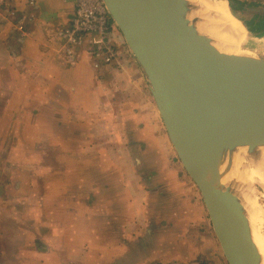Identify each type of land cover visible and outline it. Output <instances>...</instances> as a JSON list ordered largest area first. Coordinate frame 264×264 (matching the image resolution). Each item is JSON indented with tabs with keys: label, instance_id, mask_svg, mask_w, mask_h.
<instances>
[{
	"label": "crops",
	"instance_id": "1",
	"mask_svg": "<svg viewBox=\"0 0 264 264\" xmlns=\"http://www.w3.org/2000/svg\"><path fill=\"white\" fill-rule=\"evenodd\" d=\"M30 1L14 0L19 11L17 21L25 25L28 35L15 31L11 23L0 21V119L9 121V131L12 136H21L26 150L34 144L41 147L43 153H49L51 149L52 160L27 159L24 163L27 165L23 167L35 169L34 175L25 170L21 172L22 181L16 183L18 190H14L15 193L6 191V187L3 191L0 189V195L6 194L18 201L0 211V226L3 225L0 233L7 231L0 237L2 247L4 241L12 239L18 241L15 247L27 246L30 235L35 234L33 238L42 240L49 248L50 253L38 255L46 263L52 256L51 264H109L114 254L108 250L113 249L120 257L126 253L140 255L138 253L147 252L154 264H170L171 256L166 250L178 246V240L173 239L174 232L180 235L186 227L181 216L176 214L177 206L183 197L191 195V201L200 202L203 207L204 204L181 162L172 159L175 150L140 66L118 30L112 32L118 53L110 63L102 64L110 77L102 79L103 70L94 71L87 46L78 51L80 59L72 64L61 31L74 16V0H34L33 4ZM247 2L264 6V0ZM122 96H125L128 110L120 114L111 112L113 119L107 128H115L116 136H124L125 132L131 135L138 130L135 134L139 140L131 146L121 138L122 143L113 151L114 155L118 154L112 160L117 170L128 178L126 183L132 194L127 188L116 192L110 185L118 183V175L108 174L109 168L115 167H106L103 150L99 145H92L94 137L102 132L100 126L106 127L98 122L100 116L93 112L94 109L105 104L103 108L107 112ZM106 112L99 114L106 115ZM136 145L143 146L138 149L139 157L144 153L150 159L143 161V166L135 167L129 157V152L133 153L134 148L137 150ZM158 147L166 155H158L165 158L155 161L152 158ZM95 149L98 157L93 155ZM49 156L47 154V158ZM107 156L109 158V154ZM145 167L154 177L155 184L157 178L165 191L162 194L170 200L175 214L163 216L161 211L148 207V202L145 206L140 177L143 176L140 173L146 177L147 171L141 169ZM173 169L178 179L173 177ZM173 180H180L178 189H173ZM10 182L16 181L0 177L1 185ZM199 220L207 229L201 210L190 222L196 224ZM195 227L201 229L203 226ZM162 228L165 234L156 240L154 235ZM97 233L101 235L97 236ZM99 240L98 244H92ZM87 243L101 255L85 252L83 248ZM212 243L215 244L214 238ZM216 244V252L220 253L217 240ZM182 247L178 246L177 264L184 262ZM19 251L16 260L26 256L22 249Z\"/></svg>",
	"mask_w": 264,
	"mask_h": 264
},
{
	"label": "water",
	"instance_id": "2",
	"mask_svg": "<svg viewBox=\"0 0 264 264\" xmlns=\"http://www.w3.org/2000/svg\"><path fill=\"white\" fill-rule=\"evenodd\" d=\"M140 66L183 168L200 191L228 264H261L244 208L220 183L225 150L264 144V57L229 59L189 23L188 0H104ZM252 25L264 6L234 8ZM259 43V42H258Z\"/></svg>",
	"mask_w": 264,
	"mask_h": 264
},
{
	"label": "rangeland",
	"instance_id": "3",
	"mask_svg": "<svg viewBox=\"0 0 264 264\" xmlns=\"http://www.w3.org/2000/svg\"><path fill=\"white\" fill-rule=\"evenodd\" d=\"M222 1L225 3V5H227V3L229 2L228 0H222ZM233 4L235 5V8L239 9L242 7L244 8V7L251 6V4L254 5L255 3L247 2V0H244V2L240 1V0H235ZM230 11L234 15V12L232 10H230ZM242 16L247 20V15L243 14ZM255 19H257V18H255ZM255 19L252 18L251 23L255 27L256 31L259 34V37L261 38L259 40V48H261V50H264V41H263V39H264V19H261L260 22H257ZM111 21H112V23H114L113 20H111ZM115 27H116V25H115ZM86 42H87V39H86ZM113 45H114V43H113ZM114 47H115V45H114ZM115 49L118 50L116 47H115ZM89 56L91 57V55H89ZM76 58H77V60H75L76 61L75 64L80 59L79 54ZM90 61H91L92 68L94 69V71L102 72V70H103L102 73L105 77L103 76L102 79L108 78L111 76V74H109L107 70H104V68L102 69V64H103L102 57H98V58L96 57L95 59L91 58ZM105 64H107V63H105ZM125 100H126L125 96H122V97H120V99L115 100V103L110 106L111 109L107 110V112H106V109L103 108V106L105 104L99 105L93 111L96 115L100 116V118H99L100 121H98V122L101 123V125L106 126V127L103 129V127H101L99 124L102 132L100 133V135H97L94 137L95 140H92V145L93 146L99 145L100 146L99 149L101 148V150H103L105 163L107 160L106 167H109V166L115 167V169L110 167L109 168L110 171L108 174L118 175V176H116V178L118 179L117 185H114V184H110V185L116 190V192H119V193H120V191H124L123 188L128 189V185L126 183L128 178L125 176V173H122L120 171V169L117 170L116 163L112 162V160L118 154L117 153L116 155H114L113 151L117 150L116 146L118 147V144L120 145V143H122V141L124 143L128 144V146H131V144L134 141L139 140V136L137 134H135L138 130H135L134 134H131V135H129L125 132L124 136H122L119 133H118L119 136H116L117 130L115 128L114 129L107 128V127H109L110 119H113L111 116V112L115 113L118 111L120 114V112H123V110H128V108H126L128 104L125 103ZM15 106H14L13 110H15ZM3 107H4V105H1V108H3ZM101 112H106V115L99 114ZM8 122H9L8 120H1L0 119V177H6V181H7V178L8 179L14 178L16 182H10L7 185H5V184L1 185L0 184V189H2V191H3V189H5V187H6V191L11 192V193H15L14 190H18V185L16 183L22 181L21 172L23 173L24 170L29 171V173L31 175H34V173L36 172V170L33 168L23 167L24 165H27V164H24L28 161L27 159L39 158V159H48L50 161V160H52V150L49 149V153H43L42 151H40L41 147H38L36 144L30 146L29 150H26L27 149V148H25L26 144H23L21 136H18L16 134L14 136H12V132L9 131V129H8ZM151 127L153 128L152 125H151ZM151 131H153V130L151 129ZM121 138H122V141H121ZM139 148H143V146H141V147L137 146L136 151L134 148L135 152L133 151V153L129 152V157L134 162L133 164L135 167H138L139 165L143 166L144 164H142V162L149 159L148 155L144 154V153H141V156L139 157V153H138ZM131 150H132V148H131ZM35 152L37 153V155ZM245 153H247L245 149L240 150V156H241L242 163L247 162V161H251V162L255 163V160L252 157L249 158V156L245 155ZM47 154L50 155L49 158H47ZM107 154H109V158H108ZM93 155H94V157H98V153L96 152V149L93 150ZM158 155H166L162 152L161 147H158L155 150V153H154V156L152 159L155 161H158V160H163L165 158V156L159 157ZM108 159L111 162H109ZM172 159H175V161L179 160L176 152H175V156H173ZM141 169H144L147 171L145 173L146 177L144 176L143 173H140L143 175L140 177L143 181V183H141L143 186V187L141 186L142 187L141 191L146 197L145 206H146V203L148 202L149 203L148 207L151 206L152 210L155 209V210L161 211V214L163 216H165V215L168 216L169 214H172V213L175 214V211H172L175 209L172 208L170 200L168 199V197L165 194H162L165 191L162 188V186L160 184H158L157 178H156V184H155L154 177H151V175L148 174L149 173L148 168L145 167V168H141ZM185 172H183V173H185ZM175 176L177 177V179L179 178L177 176L176 170L173 169V177H175ZM232 179L233 180L231 183H233V184L230 183V185H233L235 187V185L237 183L234 184V181L237 182L238 178H237V176H233ZM12 181H13V179H12ZM146 181H148V183H146ZM179 181L180 180H173V186H174L173 189L174 190L178 189ZM194 185H195V183H194ZM256 187H257V191L259 193L258 194L259 195L258 196L259 201L262 204H264V198L261 194L262 188L257 184H256ZM143 188L145 191H143ZM195 189H196L195 191L201 197L200 191L196 185H195ZM128 190H129V194H132V190L130 187ZM2 191H0V192H2ZM183 199L184 200H181L180 205L177 206V208H179V211L176 214L181 216V220H183V222H184L183 224H185L186 227L184 228V231L182 233H180V235L178 232H174V237H173V239L178 240V246H183L184 248L182 247L181 249L185 250L184 253L181 254L182 256H184V258H183L184 262L181 264H197V263L198 264H228L224 254H223L220 243H219L220 253L216 252L218 249V246L216 244V240L218 241V239L215 235V232H214V229H213V226H212V223H211V220H210V217L208 215V212H207V209L205 207L204 202H203V204H204V207H203L200 202L197 203L195 201L193 202V200L191 201L192 195L189 198H187V196H185V197H183ZM202 201H203V199H202ZM17 202H18L17 200H12L9 197H7L6 194L0 195V211L3 210L5 207H9V206L16 204ZM110 202L112 203V200ZM173 207H174V204H173ZM180 208H181V210H180ZM197 208H199V211H197ZM200 210L203 212L204 218H206V221H207L206 225L208 227L207 229L204 226V223H202L200 220L196 224H193L190 222V220L192 218H196L200 215ZM4 223H5V221H4ZM7 223L10 224L9 222H7ZM167 224H169V223H167ZM2 226L3 225H1L0 227H2ZM195 226H203V227L201 229L200 228L194 229V228H196ZM259 228L261 231L264 232L263 226H259ZM164 230L165 229L162 228L159 231H157L156 234L154 235V238L156 240L161 238V236L165 234ZM209 231H211V232H209ZM6 232H7L6 230H5V232H1L0 237L1 236L4 237V234ZM195 232H196V234H195ZM27 234L28 233H24V235H27ZM115 234L118 235L121 240L124 239L118 233L115 232ZM126 234H127V232H125V235ZM181 234H183V235L181 236ZM32 235L35 236V234L30 235V237H31L30 244L27 246H24V247H21V246L15 247V245L18 243V241L15 242L16 239H12V241H4V248L2 247V245L0 243V264H43V263L44 264H51V262L54 260V258L52 256H49L50 258L48 260L47 256L45 255L46 259L48 260V262L50 261V263L43 262L42 259L40 260V256H38L42 252L50 253V251H48L49 248H47L45 246V243L42 240H39L37 238H36L37 240H35V238H33ZM100 235H101V233H97V236H100ZM212 238H214L215 244L212 243ZM99 242H100V240L92 242V244H95V243L98 244ZM20 244H21V242H19V245ZM9 246H12V247H9ZM86 246L87 247L83 248L85 252L89 253L92 256H100L101 255V253L98 252V250L96 248H94V247L92 248L88 243ZM178 246L173 247V249L166 250V254L171 256V258L168 259V261L172 260L170 262V264H177V263H175V261H176L177 256H178V250H179ZM20 249H22L23 252H25L23 254H25L26 256L19 257V259L16 260L17 259L16 255H18V253L20 252L19 251ZM103 250L106 252L107 248H105ZM202 250L204 251V254H200V251H202ZM108 251H109V253L111 251L114 254V256H113L114 259L111 260L112 262L111 263L109 262V264H139V263H141V264H154L150 260V258L147 257L148 256L147 252L146 253H138L140 255H135V254L131 255L129 253H126V254H124V256L120 257V254L117 255V253L114 252L113 249L108 250ZM196 251H199V252L196 253ZM186 252H188L187 255H185ZM27 255H29V256L27 257ZM167 258H169V257H167ZM197 259H200V260H197ZM86 264H91V263H86Z\"/></svg>",
	"mask_w": 264,
	"mask_h": 264
},
{
	"label": "bare ground",
	"instance_id": "4",
	"mask_svg": "<svg viewBox=\"0 0 264 264\" xmlns=\"http://www.w3.org/2000/svg\"><path fill=\"white\" fill-rule=\"evenodd\" d=\"M190 8L186 13L189 23L199 33L208 37L214 47L229 59L251 64L264 57V50L259 48V40L249 23L231 6L222 0H188ZM230 8V9H229ZM232 10L234 15L231 13ZM264 41V39H263ZM246 150L249 158L255 163H242L240 150ZM220 183L222 187H230L243 205L248 217L252 238L261 253V264H264V204L259 201L256 184L262 188L264 198V144L250 151L249 145H239L223 152L220 163ZM233 176L238 181L233 185ZM233 184V183H231Z\"/></svg>",
	"mask_w": 264,
	"mask_h": 264
},
{
	"label": "built area",
	"instance_id": "5",
	"mask_svg": "<svg viewBox=\"0 0 264 264\" xmlns=\"http://www.w3.org/2000/svg\"><path fill=\"white\" fill-rule=\"evenodd\" d=\"M34 2L31 0L30 4ZM74 2V16L61 31L69 60L75 64L78 51L87 45L92 59L102 57L103 63H110L117 54L112 39V32L117 28L111 21L105 1L74 0ZM18 13L14 0H0V21L11 23L15 31L28 35L25 25L20 20L17 21Z\"/></svg>",
	"mask_w": 264,
	"mask_h": 264
},
{
	"label": "trees",
	"instance_id": "6",
	"mask_svg": "<svg viewBox=\"0 0 264 264\" xmlns=\"http://www.w3.org/2000/svg\"><path fill=\"white\" fill-rule=\"evenodd\" d=\"M229 4H230L233 8H235V5L231 2V0H229Z\"/></svg>",
	"mask_w": 264,
	"mask_h": 264
}]
</instances>
